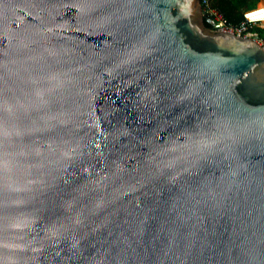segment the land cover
I'll return each mask as SVG.
<instances>
[{"label": "water", "instance_id": "1", "mask_svg": "<svg viewBox=\"0 0 264 264\" xmlns=\"http://www.w3.org/2000/svg\"><path fill=\"white\" fill-rule=\"evenodd\" d=\"M0 264H264V49L200 0H0Z\"/></svg>", "mask_w": 264, "mask_h": 264}, {"label": "built area", "instance_id": "2", "mask_svg": "<svg viewBox=\"0 0 264 264\" xmlns=\"http://www.w3.org/2000/svg\"><path fill=\"white\" fill-rule=\"evenodd\" d=\"M202 15L210 23V29L228 31L237 36L249 38L264 49V3L255 7H246L241 10V19L232 22L210 0H200Z\"/></svg>", "mask_w": 264, "mask_h": 264}, {"label": "trees", "instance_id": "3", "mask_svg": "<svg viewBox=\"0 0 264 264\" xmlns=\"http://www.w3.org/2000/svg\"><path fill=\"white\" fill-rule=\"evenodd\" d=\"M210 2L223 12L228 20L237 22L241 19V4L244 0H210ZM204 24L207 27L211 26L206 17H204Z\"/></svg>", "mask_w": 264, "mask_h": 264}, {"label": "rangeland", "instance_id": "4", "mask_svg": "<svg viewBox=\"0 0 264 264\" xmlns=\"http://www.w3.org/2000/svg\"><path fill=\"white\" fill-rule=\"evenodd\" d=\"M258 0H244V3L241 4V9L246 7L247 5L251 8L255 7L256 6V3H257ZM261 32L264 33V30H261Z\"/></svg>", "mask_w": 264, "mask_h": 264}, {"label": "crops", "instance_id": "5", "mask_svg": "<svg viewBox=\"0 0 264 264\" xmlns=\"http://www.w3.org/2000/svg\"><path fill=\"white\" fill-rule=\"evenodd\" d=\"M262 3H264V0H258L257 3H256V5H258V4H262ZM246 7H249V6L247 5ZM246 7H244V8H246ZM242 9H243V8H242ZM242 9H241V10H242Z\"/></svg>", "mask_w": 264, "mask_h": 264}]
</instances>
